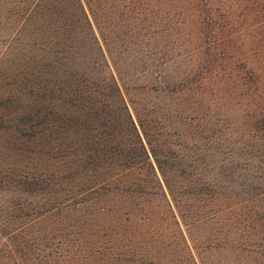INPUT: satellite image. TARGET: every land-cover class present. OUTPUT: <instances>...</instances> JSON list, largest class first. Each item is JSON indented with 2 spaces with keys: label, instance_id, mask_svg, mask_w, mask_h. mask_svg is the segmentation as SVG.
<instances>
[{
  "label": "rangeland",
  "instance_id": "374dc122",
  "mask_svg": "<svg viewBox=\"0 0 264 264\" xmlns=\"http://www.w3.org/2000/svg\"><path fill=\"white\" fill-rule=\"evenodd\" d=\"M31 2L0 0V264H118L115 257L106 258L105 248L87 242L89 236L102 240L114 222L116 215L100 206H109V201H85L90 194L80 192L84 183L79 176L56 178L58 185L47 174L72 175L71 149L55 153L49 142L30 141L33 137L19 135L13 126L17 108L46 92L37 86L45 85L48 72L36 78L35 67L48 61L46 35L60 20L40 7L34 22L37 16L24 7ZM241 2L101 0L95 11L105 29L84 5L131 111L134 102L152 126L164 125L160 129L169 132L173 150L187 162L182 192L202 190L195 198L186 190L180 213L165 186L171 214L154 197L137 199L138 205L153 210V221L166 236L179 228L190 246L189 261L184 250L160 248L139 264H264V131L254 128L255 113L264 111V89L254 82L244 88L239 81V75H256L240 59L261 54L252 49L250 40L257 37L253 30H245L246 43L239 46L221 28L223 11L233 8L235 17ZM100 30L108 33L106 40ZM89 37L77 33L76 45L85 53ZM256 67L262 69L264 63ZM17 138L26 144L22 151ZM202 178L214 185L202 183ZM142 214L134 219L142 222Z\"/></svg>",
  "mask_w": 264,
  "mask_h": 264
},
{
  "label": "trees",
  "instance_id": "16d2710c",
  "mask_svg": "<svg viewBox=\"0 0 264 264\" xmlns=\"http://www.w3.org/2000/svg\"><path fill=\"white\" fill-rule=\"evenodd\" d=\"M47 1L49 5H46ZM85 3L95 20L103 24L105 29L107 26L101 16L96 18L95 11L102 7L101 0H41V3L32 0L31 4L24 6L26 12L29 8L34 13L33 16H37L34 22H37L42 13L39 12L40 7L57 13L60 20L57 24L59 28L52 26L51 19L46 20L52 26L46 35L49 36L50 43L49 54L46 53L48 61L42 68L35 67L36 78L43 79L44 72H48V77L44 78L45 85L37 86L44 88L46 92L40 93L42 98L34 97V102L17 108L14 114L16 123L13 126H16L19 135L33 137L30 141L35 139L43 144L49 142L55 153L63 147L71 149L74 155V171L71 176L49 171L47 174L55 184H60L56 178L63 180L76 175L84 183L80 192L90 194L85 201H92V205L101 200L109 201V206H100L110 212L109 214L116 215L115 220L102 233V240H93L90 236L87 238L92 248H105L106 258L112 260L115 257L118 264H139L145 256L156 253V249H164L166 252L184 250L183 253H186L189 261L190 246L179 228H175L174 234L166 236L154 223L153 210L141 207L137 202L139 197L143 200L147 199L146 196L154 197L162 210L171 214L173 208L165 186L180 213L181 201L185 199L186 190H190L183 189L182 192L183 184L180 182V179L186 178L182 166L187 165V162L173 150V140L166 138L169 132L160 129L164 125L152 126L146 113L139 110L134 102V114L131 111L95 35L84 7ZM239 5L240 11L235 17L231 13L233 8L223 11L226 21L221 28L228 30L225 35L228 38L238 39L239 46L246 43L245 30L257 33V37L250 41L254 42L251 44L252 49L256 54H261V57L252 59L245 56L240 59L245 60L242 64L253 66L256 75L247 74L246 78L239 75V81L244 88L250 87L248 85L254 82L259 84L258 89H264V67H256L264 63V0H242ZM44 32L47 34L46 29ZM84 32L90 35V47L86 53L76 45L77 33ZM100 33L106 40V30H100ZM224 42L226 40L222 43ZM238 44L233 46L236 45L237 48ZM220 52H224V49ZM38 59L40 58L37 57ZM228 64L232 66L231 59ZM254 128L264 131L263 110L255 113ZM17 139L18 151L24 150L26 144L21 142L22 138ZM28 144L32 145L31 142ZM197 174L201 175L203 172ZM201 177L203 176L198 178ZM202 180V183L209 186L214 183L206 178ZM198 187L204 189L202 186ZM52 189L57 193V189ZM200 191L202 190H190L188 193H192L195 198L196 192ZM114 194L118 195L115 200ZM130 203L136 205L129 206ZM140 213L144 215L142 222L134 219L135 215L141 217ZM217 239L221 242L220 237ZM218 242L216 243L220 246ZM94 250L97 251L96 248ZM102 254L105 255L103 251ZM104 263H108L107 260ZM192 264H195L193 260Z\"/></svg>",
  "mask_w": 264,
  "mask_h": 264
}]
</instances>
